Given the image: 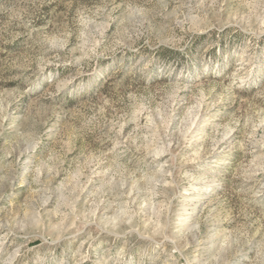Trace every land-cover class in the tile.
<instances>
[{
  "label": "rangeland",
  "instance_id": "obj_1",
  "mask_svg": "<svg viewBox=\"0 0 264 264\" xmlns=\"http://www.w3.org/2000/svg\"><path fill=\"white\" fill-rule=\"evenodd\" d=\"M0 264H264V0H0Z\"/></svg>",
  "mask_w": 264,
  "mask_h": 264
}]
</instances>
